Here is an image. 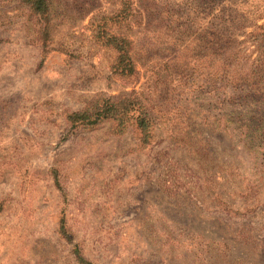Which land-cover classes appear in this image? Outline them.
<instances>
[{
  "label": "rangeland",
  "instance_id": "374dc122",
  "mask_svg": "<svg viewBox=\"0 0 264 264\" xmlns=\"http://www.w3.org/2000/svg\"><path fill=\"white\" fill-rule=\"evenodd\" d=\"M48 52L0 0V264H264V0H135L154 140L69 116L133 89L88 24L113 0H53ZM70 20V21H69ZM52 49V50H51ZM66 225L72 240L60 234Z\"/></svg>",
  "mask_w": 264,
  "mask_h": 264
},
{
  "label": "trees",
  "instance_id": "16d2710c",
  "mask_svg": "<svg viewBox=\"0 0 264 264\" xmlns=\"http://www.w3.org/2000/svg\"><path fill=\"white\" fill-rule=\"evenodd\" d=\"M92 1L96 3L98 0H87L84 3L88 5L82 7L85 11L84 16L93 13ZM22 2L28 7L30 16L36 18L39 25L38 38L42 43L43 52H48V47L60 27L58 20L62 15L58 13L53 0H22ZM113 2L115 8L111 12L93 16L88 27L93 38L113 52L112 74L118 76L127 85H132L133 89L119 96H99L81 111L71 114L69 120L75 126L80 125L84 128H92L105 121H112L114 129L118 132L135 127L136 131H139L140 142L148 145L153 142L155 136L154 113L148 98L144 95L145 92L141 91V87L137 89L142 83L140 70L134 58V42L129 36L120 32L126 23L136 17V2L135 0H113ZM251 76H240L232 83L237 92L242 90L243 99L260 100V96L264 97V88L258 87L255 83L245 87L240 84L248 81ZM262 132L264 134V129ZM60 234L63 238L72 240L64 224L60 227ZM76 254L78 260L86 264L78 250Z\"/></svg>",
  "mask_w": 264,
  "mask_h": 264
}]
</instances>
